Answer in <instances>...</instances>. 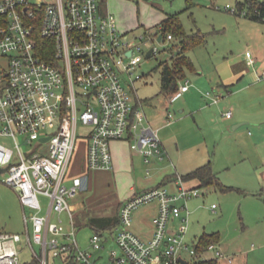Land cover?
<instances>
[{
	"label": "built area",
	"instance_id": "1",
	"mask_svg": "<svg viewBox=\"0 0 264 264\" xmlns=\"http://www.w3.org/2000/svg\"><path fill=\"white\" fill-rule=\"evenodd\" d=\"M101 1L0 0V137L13 138L18 149L15 154L0 142V177L19 196L26 230L25 239L0 233V264H24L22 243L39 264H50V254L64 263L73 259L77 264H97L102 259L81 247L74 215L78 207L71 204L87 188V175H68L80 136L87 139L88 170L113 169L111 146L117 140H129L147 163L165 157L158 130L146 122L141 100L133 101L128 94V88L134 90L146 74L141 71L144 59L158 54L159 48L147 47L144 35L121 30L116 17L102 10ZM145 34L161 43L160 35ZM43 39L51 43L43 45ZM172 39L169 34L166 40ZM42 45L50 47L47 57ZM247 56L252 57L251 52ZM188 89L186 81L173 99ZM225 115L230 118L233 112ZM80 124L89 129L81 135ZM20 136L29 144L37 141L36 148L46 145L48 154L23 153ZM177 182L174 192L165 187L134 191L122 203L119 225L94 230L92 248L100 253L108 241L115 242L110 264H182V258L190 263L185 255L197 257V248L185 238L191 214L188 201L203 194L184 186L181 176ZM152 202L158 203V214L154 233L146 240L133 230V214ZM217 207L212 205L214 211ZM175 219L183 223L180 231L170 230ZM208 253L233 261L214 242L205 257Z\"/></svg>",
	"mask_w": 264,
	"mask_h": 264
},
{
	"label": "rangeland",
	"instance_id": "2",
	"mask_svg": "<svg viewBox=\"0 0 264 264\" xmlns=\"http://www.w3.org/2000/svg\"><path fill=\"white\" fill-rule=\"evenodd\" d=\"M242 1L244 0H198V4L192 11H186L185 0H108L109 12L120 23L122 22L125 28H129L133 34L139 37L144 35V40L148 41L147 47L156 45L160 51L158 54L144 59L141 71L146 74L136 82L134 90L128 88V94L133 101L135 97L143 101L145 113H148L146 109L148 106L157 107L161 102L170 103L161 91L160 65L170 59L173 53L171 48L175 44V41L169 43L167 40L158 43L154 35L152 42L145 34V29L152 35L160 30V27L156 29L155 25L160 24L166 14H179L187 33L192 34L198 30L206 33L205 43L190 50L187 54L193 61L197 72L208 70L212 60L223 53V49L227 47L229 42L236 43V36L232 27L228 33H226L225 27L230 28L237 17L226 8H237V4ZM187 75L192 79L197 76V73L188 71ZM179 101L181 100H177L173 107L171 106L174 122L180 114L177 109ZM88 130L83 125H79V135ZM46 131L48 133L53 132L50 128ZM18 141L21 151L25 154L31 151L48 154L46 145L36 148L37 141L29 144L22 136L18 137ZM0 142L11 148L15 154L18 153L13 138L0 137ZM86 151L87 139L80 136L70 165V172L87 175V188L71 201L72 206L75 205L79 208L74 211L75 226L81 247L93 251L96 256L98 254L102 256V259L96 260L97 264H110L109 253L110 250L116 248L115 242L108 241L105 244V249L100 253L95 251L90 242L94 229L88 224L83 225L82 222L91 216L115 215L118 206L117 201L121 202L129 198L132 195V187L135 188L134 191L140 192L144 188L152 187L150 185L160 182L161 175L167 166L161 161L147 165L143 158L131 152L134 157L132 168L126 171L114 169L112 175H109L105 172L81 167L86 160ZM200 190L202 194L204 193L202 196L188 201L191 214L185 233L186 241L189 243L196 241L203 232H220L222 234L221 246L223 249L229 248L233 259V263L222 260L224 264H264V217L261 218L264 215V208L254 207L251 204L254 202L252 196L245 197L241 189L235 188L232 192L226 193L214 188H202ZM259 196L262 198L264 206V193L259 194ZM44 201L46 200L44 199ZM213 204L218 206L216 212L211 209ZM153 205L154 202L143 204L134 212V224L132 226L137 234L148 227V223L151 221L150 214L154 209ZM222 210L225 213H222ZM28 214L31 216V211H28ZM255 214L257 218H260L259 221L252 216ZM182 224L180 220L175 221L174 230L180 231ZM65 227L69 228L67 224ZM0 233H17L22 235L23 239L26 236L23 207L19 196L3 182L1 177ZM20 248L22 249L23 261L33 259L25 243L20 244ZM39 248L38 245H35L36 250L39 251ZM211 254L208 253L207 255L210 256ZM185 256L190 260L193 259L190 255ZM49 260L51 264H55L57 261L52 254H50Z\"/></svg>",
	"mask_w": 264,
	"mask_h": 264
},
{
	"label": "crops",
	"instance_id": "3",
	"mask_svg": "<svg viewBox=\"0 0 264 264\" xmlns=\"http://www.w3.org/2000/svg\"><path fill=\"white\" fill-rule=\"evenodd\" d=\"M107 4L108 0L101 1L104 12L109 11ZM234 15L236 20L234 19L230 28L225 29L228 33L232 27L236 43L229 42L223 53L212 60L208 70L191 71L197 73V76L191 79L187 75L182 85L189 81V89L180 97L175 100L166 97L170 103L161 102L157 107L146 108V122L158 130L165 157L161 160L153 158L147 163L143 156L131 149L129 140H117L111 146L113 169L96 171L112 175L114 169H131L134 153L143 158L147 165L161 161L167 166L161 175V181L144 189L165 187L174 192L179 186V176L183 177L211 162L213 170L224 185L241 189L245 197L252 196L254 202L251 204L254 207L264 208L259 196L264 193V21ZM117 22L120 29L131 32L122 22ZM248 51L252 57L247 56ZM177 100H181L177 104L180 114L174 122L171 106ZM141 104L144 110L142 100ZM228 111L233 112L230 118L225 115ZM85 165L86 163L81 167L85 168ZM183 184L188 188L202 189L196 179H183ZM211 188L216 189H206ZM131 190L133 193L135 188L132 187ZM123 201L116 203L118 205ZM153 206L148 227L138 233L146 240L154 233L153 219L158 214V203L154 202ZM217 209L218 207L212 211L216 212ZM222 213H225L224 210ZM252 216L259 221L256 214ZM263 217L264 215L261 218ZM175 221L177 220L170 224L171 231H175ZM205 233L190 243L196 246ZM213 233L219 235L214 243L232 258L229 248L223 249L221 246L222 234H208ZM207 256L213 257L212 254Z\"/></svg>",
	"mask_w": 264,
	"mask_h": 264
},
{
	"label": "trees",
	"instance_id": "4",
	"mask_svg": "<svg viewBox=\"0 0 264 264\" xmlns=\"http://www.w3.org/2000/svg\"><path fill=\"white\" fill-rule=\"evenodd\" d=\"M186 11H192L193 8L198 4V0H185ZM245 12V14H243ZM236 15H241L244 17H250L254 20L264 21V0H244L237 4ZM160 27L157 30V34L162 35V39L166 40L167 36L171 34L173 39L171 42L175 41V44L171 48L173 52L170 59L164 61L160 65L161 69V91L162 93L171 99L179 92L182 83L187 78V72L195 70V66L190 56L187 54L190 50L197 48L205 43L206 33H202L201 30L189 34L186 32L179 14H167L166 17L155 26ZM145 33H149L145 29ZM43 45H49V40H41ZM41 47V52L44 57H47L50 52V47ZM75 155V153H74ZM73 155V158H74ZM87 156V151H86ZM72 158V160H73ZM72 163V161H71ZM75 174V173H74ZM73 172H70L69 176H75ZM185 180L196 179L200 182V188L215 187L222 192H229L235 188L224 185L218 174L213 170L211 162L205 164L194 170L193 172L182 177ZM164 184V183H163ZM122 206L118 204L117 211L115 215L107 216H91L88 220H84L83 225H89L94 230L104 231L116 227L120 223L119 211ZM219 235L217 233L208 234L205 233L201 238L200 242L196 245L197 257L190 260L189 264H223L221 260L215 259L214 257H205L206 249L210 243L217 241ZM24 264H39L36 259H31L29 261H24ZM51 264V263H50ZM55 264H77L72 260L64 263L62 258H58Z\"/></svg>",
	"mask_w": 264,
	"mask_h": 264
},
{
	"label": "water",
	"instance_id": "5",
	"mask_svg": "<svg viewBox=\"0 0 264 264\" xmlns=\"http://www.w3.org/2000/svg\"><path fill=\"white\" fill-rule=\"evenodd\" d=\"M161 40H162V35H160V36L158 37V41L161 42ZM151 52H152V49L148 52V56L151 55ZM48 138H49V137L44 138L43 140L46 141V140H48ZM181 263H182V264H189V261H187V260H185V259L182 258V259H181Z\"/></svg>",
	"mask_w": 264,
	"mask_h": 264
}]
</instances>
